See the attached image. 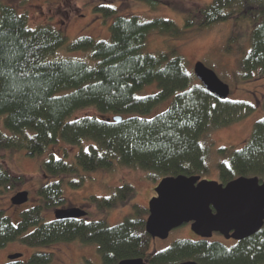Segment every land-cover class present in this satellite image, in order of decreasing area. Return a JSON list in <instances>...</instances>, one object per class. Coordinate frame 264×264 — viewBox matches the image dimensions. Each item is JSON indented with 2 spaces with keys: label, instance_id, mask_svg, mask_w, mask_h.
<instances>
[{
  "label": "trees",
  "instance_id": "1",
  "mask_svg": "<svg viewBox=\"0 0 264 264\" xmlns=\"http://www.w3.org/2000/svg\"><path fill=\"white\" fill-rule=\"evenodd\" d=\"M115 1L100 0L95 11L115 16ZM143 1L151 6L162 2ZM183 11L186 28L205 29L231 19H250L251 46L243 66L248 72L264 70V0H212ZM153 30L179 32L171 19L145 21L137 15H117L109 40L80 36L67 44L61 28L49 23L32 27L26 14L0 0V118L4 125L0 149H20L38 156L61 143L78 146L72 160L67 154H48L41 165L47 179L72 177L79 169L109 170L117 164L161 178L180 174L205 177L209 146L202 142L203 137L233 124L253 107L215 97L187 71L175 49L172 53H144ZM63 47L69 53L85 52L86 57L59 56ZM153 82L158 83L157 92L138 95ZM167 101L169 108L154 114ZM262 102L264 106V96ZM87 108L96 113L76 115ZM218 152L225 158L217 164L219 182L227 184L240 176L264 181V118L254 124L241 148L221 147ZM24 181V174L12 172L0 160V188ZM74 182L75 186L82 184ZM38 194L41 202L23 211L17 224L0 210V249L13 241L32 248L78 241L96 244L103 264L129 258H143L150 264H264V227L231 245L197 237L177 239L159 249L156 239L146 232L145 207L135 205L131 214L113 226L87 217L45 220V211L66 202L63 181L42 185ZM133 196L134 190L127 185L109 197L93 200L105 212ZM53 255L36 251L30 262L52 264Z\"/></svg>",
  "mask_w": 264,
  "mask_h": 264
},
{
  "label": "rangeland",
  "instance_id": "2",
  "mask_svg": "<svg viewBox=\"0 0 264 264\" xmlns=\"http://www.w3.org/2000/svg\"><path fill=\"white\" fill-rule=\"evenodd\" d=\"M5 4L13 6L19 12L27 15L32 27L50 24L61 28L66 36L67 44L80 36H90L96 40H109L110 26L117 15H137L142 20L166 18L175 22L179 29L177 34L153 30L143 49L144 53L159 54L172 53L183 57L184 64L190 73L194 74L197 62L204 63L212 69L218 77L230 86L229 99L243 101L253 107L251 113L242 112L239 120L233 124L208 132L202 139L209 146L208 167L209 172L205 180H217V164L224 160L218 149L228 147L231 150L241 148L251 135L254 124L264 118V70L248 72L243 62L250 51L252 24L250 19H231L212 25L209 28H186L184 25V7L208 4L212 0H161L154 2V6L143 0H116L113 4L118 14L105 17L96 12L95 8L100 0H3ZM66 47L59 49V56L86 57L82 51L67 52ZM195 75V74H194ZM159 90L158 83L145 85L139 96L148 95ZM170 101L159 105L154 114L169 108ZM96 111L87 108L76 113L77 116L93 115ZM0 130L4 132L3 120L0 118ZM211 143L212 146H211ZM88 144H84L87 148ZM78 151V146L61 143L50 147L44 154L30 156L25 150L0 149V160L14 173L24 174L25 181L12 188H0V210L17 224L23 211L39 204L38 190L42 185L54 180L63 181V193L66 202L59 208H51L44 212L45 220L54 219L55 210L60 208L79 207L88 211L86 220H104L107 225L120 223L132 213L133 207H145L149 215V201L156 195L155 187L162 179L157 174L140 168H132L117 164L113 169L85 172L79 169L74 176L47 179L42 172L41 165L49 153L54 156L65 155L68 159ZM82 182L81 185H72ZM79 184V183H78ZM131 186L134 196L126 204L102 212L93 198L99 200L115 193L117 188ZM27 191L28 201L20 206H14L11 198L18 192ZM146 215V219H147ZM190 224L174 229L167 240L156 239L157 248L169 246L173 241L181 238L195 239ZM211 240H220L228 245L236 242L227 240L219 233H215ZM45 251L54 253L52 264H103L101 254L96 244H82L78 241L59 242L48 248H32L19 241H13L0 249V264L10 262L9 256L17 253L21 264H31L30 259L34 252Z\"/></svg>",
  "mask_w": 264,
  "mask_h": 264
},
{
  "label": "water",
  "instance_id": "3",
  "mask_svg": "<svg viewBox=\"0 0 264 264\" xmlns=\"http://www.w3.org/2000/svg\"><path fill=\"white\" fill-rule=\"evenodd\" d=\"M194 74L215 97L225 100L230 86L204 63L197 62ZM108 120H111L109 118ZM113 120L121 121V117ZM156 195L149 201L146 232L153 238L167 240L174 229L190 224L191 231L204 239L219 233L227 240L241 241L264 227V181L258 177L240 176L227 184L205 180L201 176L184 174L163 177L155 187ZM28 201V192H18L11 198L14 206ZM79 207L55 210V218L78 219L86 216ZM17 253L9 260L21 258ZM118 264H150L143 258H129ZM180 264H199L185 261Z\"/></svg>",
  "mask_w": 264,
  "mask_h": 264
},
{
  "label": "flooded vegetation",
  "instance_id": "4",
  "mask_svg": "<svg viewBox=\"0 0 264 264\" xmlns=\"http://www.w3.org/2000/svg\"><path fill=\"white\" fill-rule=\"evenodd\" d=\"M87 213H88V211H87ZM89 214V213H88ZM88 214L86 215V216H84V217H81V218H86L87 216H88ZM79 219V218H78Z\"/></svg>",
  "mask_w": 264,
  "mask_h": 264
}]
</instances>
